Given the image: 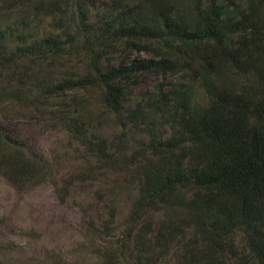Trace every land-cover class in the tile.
<instances>
[{"label":"rangeland","instance_id":"obj_1","mask_svg":"<svg viewBox=\"0 0 264 264\" xmlns=\"http://www.w3.org/2000/svg\"><path fill=\"white\" fill-rule=\"evenodd\" d=\"M218 2L42 0V15L35 10L37 2L29 8L33 20L29 34L53 33L61 56L37 64L35 78L18 88L21 99L0 105V123L5 121L10 137L20 138L25 147L0 148V264H105L117 238L130 227L128 216L138 192L153 193L147 185L153 181L152 168L166 157L173 134L166 117L168 102L196 112L216 92L229 94L241 87L243 71L256 66L258 55L264 54L263 0H230L217 8ZM207 7L223 17L219 30L224 51L215 48L228 61H218L210 72L197 66L198 61L183 59L164 76L142 73L136 76L138 84L127 89L131 104L143 101L137 120L113 115L103 104V89L86 73L134 59L158 62L159 58L140 45L130 50L123 43L106 54L103 31L111 30L120 14L134 11L142 23L157 25L168 17L194 32L200 25L197 13ZM6 8L0 2L1 11ZM188 50L208 52L207 47ZM76 76L85 77L83 90L73 84L61 94L42 92L44 86L76 83ZM156 84L169 93L156 96L152 106L150 93ZM186 207L181 200L169 201L148 221L154 228L158 221H166L188 229L193 215L185 213ZM141 226L143 257L151 253L153 257L160 246V241L152 244L158 234H147ZM238 231L234 234L242 241ZM117 254L121 256L119 250ZM111 261L114 264L112 257ZM119 264L131 262L120 258Z\"/></svg>","mask_w":264,"mask_h":264},{"label":"trees","instance_id":"obj_2","mask_svg":"<svg viewBox=\"0 0 264 264\" xmlns=\"http://www.w3.org/2000/svg\"><path fill=\"white\" fill-rule=\"evenodd\" d=\"M41 1L0 0L8 5L4 11L0 9V105L9 99H21L19 89L35 78L37 64L46 65L61 56L53 33L45 32L43 37L29 34L33 21L29 8L37 2L35 10L42 15ZM218 1L217 8L230 0ZM211 7L215 8L216 2ZM212 11L207 7L197 13L200 25L194 32L176 26L168 17L153 25L140 22L134 11L120 14L114 27L100 37L107 44L106 54L119 43L130 50L140 45L159 61L134 59L86 73L85 77L103 89L104 106L115 116L136 121L143 101L131 104L127 89L138 84V75L154 72L164 76L183 59L198 61L197 66L209 72L218 61H228L215 48L224 51L219 30L223 17ZM206 47L208 52L204 54L188 50ZM258 61L243 71V85L235 92H216L196 112L168 102L166 117L173 134L168 139L166 157L152 168L153 181L147 185L153 193L138 192L132 215L128 216L130 227L117 238L105 264H111V257L114 264H119L120 258L131 264H264V54L258 55ZM85 77H78L76 83H56L50 89L44 86L42 92L61 94L71 90L73 84L83 90ZM168 93L160 84L154 85L152 106L156 96L162 98ZM7 126L5 121L0 123V148H25L23 140L10 137ZM175 199L183 201L185 213L193 215L190 228L166 221L152 227L149 216L157 215ZM143 209L141 215L136 213ZM140 226L149 234H158L152 244L160 241V246L153 257L152 253L143 257ZM235 231L241 233L242 241L237 240Z\"/></svg>","mask_w":264,"mask_h":264}]
</instances>
